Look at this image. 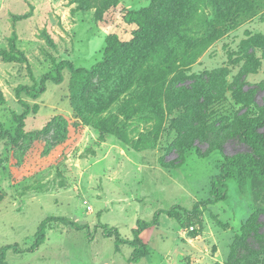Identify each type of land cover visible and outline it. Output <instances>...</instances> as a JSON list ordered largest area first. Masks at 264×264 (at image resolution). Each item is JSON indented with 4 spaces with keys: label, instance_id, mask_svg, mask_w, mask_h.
Here are the masks:
<instances>
[{
    "label": "rangeland",
    "instance_id": "374dc122",
    "mask_svg": "<svg viewBox=\"0 0 264 264\" xmlns=\"http://www.w3.org/2000/svg\"><path fill=\"white\" fill-rule=\"evenodd\" d=\"M195 1L115 0L103 8L90 0L84 9L82 0H0V51L15 48L28 61L0 58V124L9 130L12 115L24 110L20 87L40 84L62 61L91 68L102 61L112 34L132 40L136 27L124 23L126 11L151 7L158 27L92 78L88 122L71 107L68 72L36 100L22 94L32 108L26 134L19 141L0 139V251L11 247L6 264H131L133 248L117 249L97 226L132 239L138 220L150 222L176 205L192 210L207 199L224 157L253 155L237 129L243 119L264 113V0L229 20L230 0ZM138 72L151 83L163 73L162 93L155 86L135 101L147 91ZM126 102L139 110L130 118L121 112ZM104 119L124 129L127 143L97 128ZM244 180L229 182L227 201L197 216L182 214L177 221L162 214L141 234L149 255L137 264H227L249 229L264 236L252 176ZM49 217L89 229L49 222L44 241L30 252ZM263 244L252 238L233 264H263L257 249Z\"/></svg>",
    "mask_w": 264,
    "mask_h": 264
},
{
    "label": "trees",
    "instance_id": "16d2710c",
    "mask_svg": "<svg viewBox=\"0 0 264 264\" xmlns=\"http://www.w3.org/2000/svg\"><path fill=\"white\" fill-rule=\"evenodd\" d=\"M88 1L82 0L84 9L88 6ZM96 5L106 8L109 3L114 2L115 0H92ZM155 2L156 0H152ZM191 3H195V0H186ZM216 2L215 0H212ZM261 0H230L225 6L227 7V14L225 18L227 20L237 17H242L243 15H248L251 12H254ZM217 7V3H214ZM151 7L142 8L140 10H129L123 16V21L125 24L134 25L136 29L132 32V40L128 42H123L116 34H112L106 39V48L103 53L102 61L96 63L91 68H75L72 62L62 61L55 66L54 72L52 74H46L41 78L40 84L34 80L33 86H22L17 90V96L19 98V103L23 107L22 114L14 113L12 115L13 122L15 124L14 130L5 129L0 124V139L11 141L22 140L26 134V119L32 112L31 106L24 102L21 99L22 94H26L31 99L40 98L47 90V84L49 82L59 85L64 81V74L68 72L70 75V104L73 111L86 122L89 121L88 115L92 113L88 100L86 98V91L90 85L92 78L98 75L102 70H105L111 67L117 60L124 57L126 52L132 48L134 45L146 35H156L158 33L157 28L155 27L154 22L151 17L148 15ZM98 15H96V18ZM0 58L5 63L20 62L27 64V58L23 54L13 48L11 51L1 50ZM139 75L137 82L141 86H145L147 91L144 94H139L135 101L141 103L150 93V91L155 90V86L160 93H162L161 79L162 74H158L157 78H154V83L148 82L145 77L146 75L142 73H136L135 78ZM147 78V77H146ZM148 79V78H147ZM156 84V85H155ZM132 83L126 85V89L130 90ZM134 111L138 113L139 110H136L133 106H130L129 103H124L121 108V112L127 117L130 118V112ZM97 128L101 131L115 135L120 141L127 143L126 136L122 133L124 129H120L114 126V123L111 120L104 119L97 123ZM264 127V113L260 114L256 119H243L237 129V136L239 140L247 144L252 150V156L245 155H234L231 157H224V160L221 161L218 165V174L213 177L210 183L209 197L203 201L197 202L192 210L185 209L181 206H174L167 211H159L154 214L153 219L150 222L143 220H138L136 227L132 230V239H124L120 236V233L117 228L108 227V225H99L97 229H102L103 235L106 238H112L115 242L116 248L119 249L122 245H128L133 248L132 255L129 259L131 264H137L144 258L149 255V247L142 240L141 234L147 228H151L158 224L159 218L162 214L167 215L171 219L177 221L181 220L182 214L197 216L202 213L203 210L208 209L211 206H214L218 203H223L227 201L229 194V182L239 181L245 182L244 177L246 173L252 176L251 180V190H252V201L254 205L258 206L264 211V134L261 129ZM60 222L66 225H69L77 231L84 229H89L88 225L78 224L77 222L71 221L63 217H49L46 218L39 228L38 233L35 236V241L33 246L29 251L33 252L39 248L42 242L45 239V227L49 222ZM255 238H260L261 242L264 243V236H256L257 232L254 230H248L243 234L242 238L234 244L233 252L231 259L227 264H233L235 261V254L238 251L239 247L243 245L246 246L251 240L253 235ZM11 249L7 247L0 251V264H6V251ZM17 250V248H14ZM258 252H262L264 256V244L257 246ZM264 260V259H263ZM264 264V261H263Z\"/></svg>",
    "mask_w": 264,
    "mask_h": 264
}]
</instances>
